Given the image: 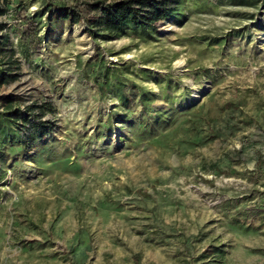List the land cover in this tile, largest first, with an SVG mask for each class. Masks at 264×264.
<instances>
[{"label": "rangeland", "instance_id": "374dc122", "mask_svg": "<svg viewBox=\"0 0 264 264\" xmlns=\"http://www.w3.org/2000/svg\"><path fill=\"white\" fill-rule=\"evenodd\" d=\"M20 1L0 0L14 61L1 92L52 130L1 151L0 264H264V2L182 0L147 29L63 22L31 44L16 12L43 0ZM142 92L199 117L128 127L126 112L149 121Z\"/></svg>", "mask_w": 264, "mask_h": 264}, {"label": "trees", "instance_id": "16d2710c", "mask_svg": "<svg viewBox=\"0 0 264 264\" xmlns=\"http://www.w3.org/2000/svg\"><path fill=\"white\" fill-rule=\"evenodd\" d=\"M19 3L21 2L20 0ZM239 5H256L259 0H234ZM264 2V0H261ZM182 0H115L114 2L105 3L104 0H97L95 5L100 9L98 16L94 19L85 18L83 12H77L69 7L61 4H56L51 0H43L42 7L35 11L31 16L26 13V6L19 8L16 12L17 18L23 24V34L28 36L30 43H36L40 38H37L36 31L44 27L47 34L54 31L55 27L60 28L63 22H68L69 26L75 23L83 22L85 32L91 37L99 36L98 29L114 36L127 28L147 29L153 27L159 22L173 20L180 15V5ZM21 4V3H20ZM264 8V6H262ZM5 10L0 6V15L4 14ZM44 17V21H42ZM38 26V27H36ZM5 27V23H0V31ZM104 36V34H101ZM217 41V40H216ZM8 39L6 35L0 34V158L4 155L3 149H22L30 150L36 145L46 133H50L52 126L47 125V120H41L33 112L35 105H25L21 107L15 100L12 94H4L1 92L6 86L8 80L14 76L13 67V52L11 48H7ZM7 59V67L4 66L2 59ZM117 85L125 86L120 80H117ZM106 86L104 80L100 84V89ZM119 93L123 88L118 86ZM144 92L139 97L143 112L140 116L147 114L148 122H136L132 114L127 112L121 118L122 121L128 124V127L134 128V125H141L142 128L157 126L160 129H166L169 126L179 123V121L187 122L188 119L198 118V109L179 111L178 107H170L166 109L157 108L150 109L146 106L148 96ZM120 99L126 101L125 94L121 92ZM50 104L40 103L39 108H49ZM149 112V113H148ZM110 119L111 114H108ZM143 118V119H142ZM187 118V119H185ZM136 119L139 117L136 116ZM138 121V120H137ZM192 122H194L192 120ZM109 125V120L107 121ZM182 124V123H181ZM107 129L109 127L106 125ZM106 129V130H107ZM107 131H110L107 130ZM10 147V148H8ZM14 147V148H13ZM13 148V149H12ZM259 154V152H257ZM259 158V157H258ZM5 172L0 168V182L4 177Z\"/></svg>", "mask_w": 264, "mask_h": 264}]
</instances>
